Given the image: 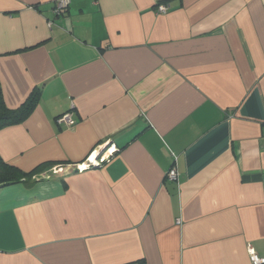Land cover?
Here are the masks:
<instances>
[{"label":"crops","instance_id":"1","mask_svg":"<svg viewBox=\"0 0 264 264\" xmlns=\"http://www.w3.org/2000/svg\"><path fill=\"white\" fill-rule=\"evenodd\" d=\"M57 1L0 0L5 105L37 98L0 156L54 163L0 188V264L264 259V0Z\"/></svg>","mask_w":264,"mask_h":264},{"label":"trees","instance_id":"2","mask_svg":"<svg viewBox=\"0 0 264 264\" xmlns=\"http://www.w3.org/2000/svg\"><path fill=\"white\" fill-rule=\"evenodd\" d=\"M37 103V98L34 97L25 104L22 108L11 110L6 107L2 88L0 84V129L21 123L31 113ZM54 166V163H46L37 167L35 170L25 173L18 168L7 164L0 156V188L15 185L21 182H30L35 176L47 172Z\"/></svg>","mask_w":264,"mask_h":264},{"label":"built area","instance_id":"3","mask_svg":"<svg viewBox=\"0 0 264 264\" xmlns=\"http://www.w3.org/2000/svg\"><path fill=\"white\" fill-rule=\"evenodd\" d=\"M69 0H59L56 2L55 4V7H54V13L57 15V16H60L62 15L66 9L68 8L69 6ZM169 7H167L166 5L164 4H161L158 6L157 8V13L158 14H166L169 12ZM57 123L59 126H66V127H72L74 126L75 124V121L74 119L72 118V116L70 114H64L62 116H60L58 119H57ZM105 161L104 157L100 159V161L96 164H101ZM93 162V159L89 158L88 159V164H85L83 165L80 170H84V169H87L90 164L89 163H92ZM177 170L175 168V166L170 170V172L168 173L167 175V179L169 181H175L177 179ZM249 255H250V261L252 264H264V259L263 258H260L258 255H256V253L250 248L249 250Z\"/></svg>","mask_w":264,"mask_h":264}]
</instances>
